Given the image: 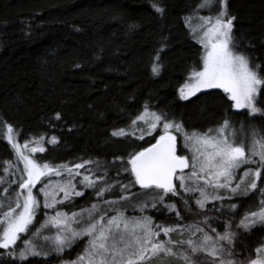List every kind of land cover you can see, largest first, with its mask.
<instances>
[{"label": "trees", "instance_id": "1", "mask_svg": "<svg viewBox=\"0 0 264 264\" xmlns=\"http://www.w3.org/2000/svg\"><path fill=\"white\" fill-rule=\"evenodd\" d=\"M202 2L0 0V162L13 158L4 135L7 123L20 141L56 137L57 143L45 144V152L34 155L38 163L93 161L94 172H107L110 184L127 185L134 181L124 171L129 154L155 142L154 135L140 140L131 134V121L146 105L149 111L165 113L169 121L182 124L187 133L214 130L225 120L242 123L245 130H264V115L257 113L248 119L246 111H234L221 89L205 90L187 100L180 98V88L198 68L202 51L185 18L199 12ZM227 3L228 15L236 17V50L250 57L253 66L264 68V0ZM153 4L164 12H156ZM157 53L160 71L153 74ZM257 107L264 109V90L257 95ZM57 113L60 119H56ZM119 129L130 134L113 136ZM247 135L249 143L251 136ZM182 149L177 147L179 154ZM263 186L264 181H259L258 188ZM116 189L105 199L118 198L121 189ZM131 192L136 199L130 202L136 203L143 199L145 190L134 185ZM95 195L87 189L83 196L59 207L65 212L80 210L98 201ZM262 199L261 192L255 190L231 200L212 201L199 210L192 196L181 193L165 203L176 204L186 225L208 218L221 232L230 223L236 233L233 257L244 264L264 246V226L246 231L237 225L261 207ZM231 204L237 205L236 209H231ZM146 215L156 224L177 223V217L166 215L161 206ZM30 233L21 234L17 241L21 248ZM85 245V239H80L61 254L31 256L16 264H59L80 256ZM8 259L6 254L0 256V264H8Z\"/></svg>", "mask_w": 264, "mask_h": 264}, {"label": "snow or ice", "instance_id": "2", "mask_svg": "<svg viewBox=\"0 0 264 264\" xmlns=\"http://www.w3.org/2000/svg\"><path fill=\"white\" fill-rule=\"evenodd\" d=\"M210 6L219 9L214 18L201 16V23L195 27L192 26L191 17L185 18L186 26L203 52L198 70L192 71L189 83L180 89V98L187 100L202 89H222L233 108L247 109L249 115H264V109L257 107V95L264 90V68L253 66L250 57L236 51L233 35L236 17L228 15L227 0H215V5L213 0H203L199 8ZM152 7L158 13L164 12L157 4ZM159 71L157 53L152 72L159 74ZM60 118L57 113L56 119ZM161 124L162 134L155 138V143L129 154L127 165L130 167H125L124 171H130L134 181L124 185L110 184L107 172H93L91 168L81 176L80 169L92 165L95 163L93 161L71 166L38 163L33 154L45 152L43 144L57 143L56 137L48 140L40 136L21 145L16 130L5 123V138L15 154V162H0V185H7L0 193V250H4L0 256L6 254L8 264H16L17 260L28 261L29 256L48 255V252L39 250L32 240H25L23 248L17 244L22 239L21 234L35 227L34 219L41 207L38 196L42 194L43 208L52 209L55 215L46 218L40 228L32 233L34 237L39 238L44 230L55 228L56 235L51 239H54L53 249L57 254L71 248L81 238H87L84 252L69 264H156L157 261L196 264L195 257L201 254L208 258L207 264H237L232 258L235 255L236 233L232 231L230 223L225 224L223 233L212 227L208 218L195 225H185L176 204L165 201L170 197H180L181 193L188 196L198 194L195 205L199 210H204L210 201L231 200L241 192L246 196L251 191L259 190L264 197V189H259L257 183L264 181V130L259 134L252 130L250 144L247 136L240 143L235 139L230 140V136L235 137L236 134L229 133L228 120L216 130L188 134L183 132L182 124L169 121L165 113L150 112L146 105L144 112L131 121V134L135 135L136 129H139L141 134L137 138L143 140ZM173 131L183 133L186 146L189 143L193 145L190 159L177 154V136L173 135ZM129 134L125 129L112 132L113 136L127 137ZM242 167L246 170L233 186L236 170ZM185 169H191L190 173L185 175ZM53 176L60 177V180L53 183ZM77 178H80L79 185ZM44 179L49 182L40 188L39 194H34L33 189L44 183ZM134 185L145 192H155L150 204L149 201L140 202L134 206L135 211L144 213L149 206L158 209L159 205H163L176 214L177 223L164 226L156 224L151 216L128 217L115 208L105 209L101 214L96 204L71 216L56 211L58 204L84 195L83 191L77 190L78 186L95 191L98 200H103L106 194L113 193L119 187V200L127 202L136 199V194L131 192ZM221 191H226L228 195H221ZM61 193L63 199H59ZM115 203L104 201L105 205ZM184 203L190 211L189 200L185 199ZM230 207L234 210L237 205L231 204ZM5 208L8 210L4 211ZM257 224H264V199L261 200V207L246 214L237 228L250 230ZM161 234L167 239H160ZM173 236L180 238L173 239ZM44 239L47 241L50 237ZM256 253L257 257L251 259L249 264H264V246L257 248Z\"/></svg>", "mask_w": 264, "mask_h": 264}, {"label": "rangeland", "instance_id": "3", "mask_svg": "<svg viewBox=\"0 0 264 264\" xmlns=\"http://www.w3.org/2000/svg\"><path fill=\"white\" fill-rule=\"evenodd\" d=\"M213 5H215V0H213ZM200 10H199V12H197L195 15H193V16H191V18H192V26L193 27H195V26H197L198 24H200L201 23V21L199 20V17H201V16H203V17H209V16H211V17H215L216 15H217V12L219 11V9H218V7H215V6H210V7H206V8H203V9H201V8H199ZM194 37V36H193ZM195 38V37H194ZM195 40L197 41V39L195 38ZM201 46V45H200ZM201 55H202V52H203V49H202V47H201ZM237 51V50H236ZM238 52V51H237ZM195 70H198V68L197 69H195ZM191 76V74L189 75V77ZM189 77H188V79H187V81L182 85V87L186 84V83H189ZM181 87V88H182ZM180 88V89H181ZM205 90H210V89H202L200 92H202V91H205ZM222 90V89H221ZM223 91V90H222ZM197 93H199V92H197ZM196 93V94H197ZM195 94V95H196ZM191 97H193V96H190L189 98H191ZM188 98V99H189ZM231 104H232V102H231ZM233 108V107H232ZM233 110L234 111H246L247 113H246V117L248 118V119H252V118H254V117H256L258 114H255V115H249V112H248V110L247 109H235V108H233ZM151 112V111H150ZM141 127H143V124H141ZM132 128V127H131ZM162 128H163V125L161 124L160 126H159V128L155 131V132H153L152 133V135H154V138H158V136L159 135H161L162 134ZM219 128V127H218ZM218 128H216V129H218ZM216 129H214V130H216ZM132 130H133V128H132ZM252 130H256L257 131V134H259V131H258V129L256 128V127H252V128H247V130H245V127H244V124H242V123H232V122H230V127H229V129H228V131H229V133H233V132H235V137H232V136H230V140L231 139H235L238 143H240V142H244L245 141V139H246V136H248L247 134H250L251 132H252ZM6 128L4 129V135H5V133H6ZM183 131H185L186 132V130H184V127H183ZM191 133H193V132H189L188 134H191ZM196 133H200V134H204V133H207V132H196ZM141 133H140V131H139V129H136V136H139ZM213 135H215L216 133H215V131H213V133H212ZM173 135H176L177 136V147H179V148H183L182 149V151H183V153L182 154H179V155H181V156H185V157H188L189 159L191 158V156L193 155V152L192 151H190V149H192L193 148V145L192 144H187V146H186V141H185V139H184V135H183V133H180V134H178V133H176L175 131H173ZM180 135V136H179ZM147 136V135H146ZM18 139V138H17ZM7 140V139H6ZM32 139H27V140H25V141H31ZM50 140V139H49ZM19 141V143L21 144V145H23L24 144V142L25 141H20V140H18ZM251 143V140L249 141V144ZM45 144H47L46 142L43 144V147L45 146ZM32 146H36V145H30V147H32ZM178 152V151H177ZM36 154V153H35ZM35 154H33V155H35ZM129 158V157H128ZM11 161H13V162H15V154H14V152H13V158H12V160ZM40 164H42V163H40ZM75 164H81V163H75ZM75 164H59V165H69V166H71V165H75ZM52 166H58V165H52ZM20 167L22 168L23 167V165L21 164L20 165ZM127 167H130V166H128L127 165ZM253 168L255 167V166H252ZM89 168H91V170L94 172L95 170L92 168V166L91 165H86L85 166V168H83V169H80V173H81V176L82 175H84V174H87V172H88V169ZM246 169L244 168V167H242L241 169H238V170H236V173H235V176L233 177V186H235V183H238L239 182V178L240 177H242L243 176V173H244V171H245ZM190 171H191V169H185L184 170V173H185V175H187V174H189L190 173ZM129 173H130V171H129ZM131 174V173H130ZM132 176V175H131ZM133 177V176H132ZM134 178V177H133ZM79 179L80 178H77V184L79 185ZM247 179V178H246ZM60 180V177H55V176H53L52 177V182L53 183H56L57 181H59ZM134 180V179H133ZM49 181L47 180V179H44V183H42V184H38L37 185V187L36 188H34L33 189V192H34V194H39L40 193V188H42V187H44V184H47ZM176 183H177V185H178V181H176ZM257 183H259V181H257ZM0 186H2V189L4 188V187H6L7 185H0ZM138 186V185H137ZM191 186V185H190ZM13 187H15V186H13ZM262 189H264V186L262 187ZM77 190L78 191H83L84 192V190H87V189H85V188H82V187H77ZM88 190H91V189H88ZM117 189L115 188V190L114 191H116ZM95 192V191H94ZM250 193V192H249ZM248 193V194H249ZM95 194H96V192H95ZM184 194V193H183ZM213 194H215V193H213ZM220 194L221 195H228V193L226 192V191H221L220 192ZM12 195L14 196L15 195V193L13 192L12 193ZM155 195V192L153 191V192H144V194H143V199L140 201V202H143V201H149V204L152 202V197ZM96 196V195H95ZM237 196H245V195H243V193L241 192L239 195H237ZM237 196H233V197H237ZM192 197L194 198V199H197L198 198V194H196V195H192ZM232 197V198H233ZM38 198H39V200H40V204H41V207H40V209H39V211L37 212V214H36V218L34 219V224H35V227H33V229L31 230V233H30V235L26 238V240H32L33 241V243L34 244H36L37 245V248L39 249V250H41V251H45V252H48V255L46 256V257H50V256H52V255H57V253L54 251V249H53V246H54V239H51V238H54V236L56 235V229L55 228H52V229H50V230H48V229H46V230H44L43 232H42V234L40 235V237L39 238H37V237H34L33 235H32V233H34V232H36V229L37 228H40V226H41V224H43L44 222H45V220H46V218H50V217H52V216H54L55 215V211H53L52 209H44L43 208V203H44V197H43V195L42 194H39V196H38ZM59 199H63V194L61 193V194H59ZM104 201H116V203L114 204V205H105L104 204ZM130 201H132V200H130ZM130 201H127V202H122V201H120L119 200V197L118 198H110V199H105V196L103 197V200H98V201H95V202H93L92 204H90L89 206H87V207H85V208H83V209H90L91 208V206L93 205V204H96L97 206H98V208L101 210V214H103V211L105 210V209H111V208H115L117 211H121V212H123L126 216H128V217H134V216H139V215H146V212H149V211H152V210H155V209H152L150 206H149V208L144 212V213H139V212H137V211H135L134 210V206L135 205H137L138 203H140V202H136V203H132V202H130ZM65 202H67V201H65ZM64 202V203H65ZM210 202H212V201H210ZM210 202H208V203H210ZM208 203H206V205L208 204ZM205 205V206H206ZM14 206V205H13ZM60 204H58L57 205V207H56V211H59V212H61V213H67L68 214V216H71L72 215V213H80L81 212V210L82 209H80V210H75V211H72V212H65L64 210H62L60 207ZM159 206H161L162 208H165L163 205H159ZM158 206V207H159ZM8 209L7 208H5L4 209V211H7ZM165 214L166 215H172V216H174V217H177L176 216V214L174 213V212H169V210L167 209V208H165ZM37 216H38V218H37ZM160 225H164V224H160ZM175 225V224H174ZM186 225V224H185ZM193 225H195V224H193ZM164 226H170V225H164ZM202 227H205L204 225H201ZM262 226H264V224H257L255 227H262ZM80 227L82 228V227H84V225H80ZM255 227H253L252 229H254ZM223 230H225V229H223ZM245 230V229H244ZM251 230V229H250ZM246 231H248V230H246ZM224 231H221L220 233H223ZM44 237H50V239L49 240H45L44 239ZM173 239H179L180 237L179 236H173L172 237ZM185 238H187V237H185ZM81 239H85V241H86V244H87V238L85 237V238H81ZM160 239H167V237H164L163 236V234H161V236H160ZM79 242V240L78 241H76V243L75 244H77ZM74 244V245H75ZM73 245V246H74ZM23 246H24V241H23ZM86 246V245H85ZM23 248V247H22ZM85 248V247H84ZM70 249V248H69ZM65 250H68V249H65ZM83 252H84V250H83ZM82 252V253H83ZM81 253V254H82ZM42 257H45V256H43V255H41ZM29 257H31V256H29ZM257 257V254H256V256L253 258V259H255ZM233 259H235L234 257H232ZM77 258H75V259H73V260H63L61 263H59V264H69V262H71V261H74V260H76ZM207 260H208V258L206 257V256H204L203 254H201V255H198V256H196L195 257V262H196V264H202V263H205V264H207ZM236 261H237V264H241V263H239L238 262V260L237 259H235ZM251 260V259H250ZM250 260H248V262H246V263H244V264H249V261Z\"/></svg>", "mask_w": 264, "mask_h": 264}, {"label": "water", "instance_id": "4", "mask_svg": "<svg viewBox=\"0 0 264 264\" xmlns=\"http://www.w3.org/2000/svg\"><path fill=\"white\" fill-rule=\"evenodd\" d=\"M155 143V142H154ZM177 154H178V152H177ZM179 155V154H178Z\"/></svg>", "mask_w": 264, "mask_h": 264}]
</instances>
